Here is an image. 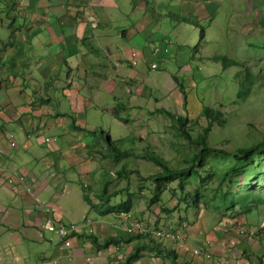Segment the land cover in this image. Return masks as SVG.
<instances>
[{
  "label": "crops",
  "instance_id": "crops-1",
  "mask_svg": "<svg viewBox=\"0 0 264 264\" xmlns=\"http://www.w3.org/2000/svg\"><path fill=\"white\" fill-rule=\"evenodd\" d=\"M16 1L0 0V264H119L135 246L145 249L133 264L264 263V252L259 253L255 241L238 235L241 230L235 226L224 225L213 233L198 219L201 214L197 218L187 212H179L175 222H161L169 225L161 229L183 235V246L141 236L128 244L99 248L106 238L126 235L128 221L114 214L120 219L117 228L101 212L99 218L85 213L82 187L95 162L85 153H101L97 132L110 144L111 132L103 130V121L108 127L126 124L122 113L139 109L136 99L146 88L143 72L152 64V48L160 44L168 49L160 41L171 38L163 21H151L137 0H26L21 11ZM122 5L128 13L120 10ZM175 5L165 7L166 12L179 11ZM201 6L200 2L196 7ZM136 11L142 12L138 22L131 20L122 31H113L117 16ZM179 13L191 22L195 16L198 24L206 17ZM179 23L169 31L176 39H181L178 30L192 26ZM163 56H156L160 64ZM179 68L187 72L183 65ZM171 81V74L164 73L162 96L169 95ZM11 171L26 176L31 193L4 184ZM70 171L79 175L69 176ZM36 199L54 207L58 220L86 230L70 239V257L55 235L39 228L45 212ZM197 247L210 258L194 255L191 249Z\"/></svg>",
  "mask_w": 264,
  "mask_h": 264
},
{
  "label": "rangeland",
  "instance_id": "rangeland-1",
  "mask_svg": "<svg viewBox=\"0 0 264 264\" xmlns=\"http://www.w3.org/2000/svg\"><path fill=\"white\" fill-rule=\"evenodd\" d=\"M137 1L145 5V12L151 21L155 19L165 24L164 28L171 39L160 42L164 44L161 47H168V52L163 56V64H159L160 61L152 55L150 62L157 63V68H145L146 88L144 94L136 99L139 109L122 113L127 123L120 122L111 128L113 126L108 127L107 121L105 126L103 121V130L111 132L110 140L117 136L121 138V142L113 144L117 150L112 145H106V138L93 128L97 132V141L104 144L97 149L101 153H85L89 160L95 157V162L90 163L93 171L82 187V192L94 207L83 206L85 213L89 212L87 216L90 218H99L98 214L108 206L106 200L109 206H116L130 198L132 206L128 214L144 227L152 226L158 230L169 226L166 222L161 224L162 220L171 218L175 222L179 212H187L195 217L201 214L197 218L202 220L207 231L217 233L224 225L235 226L241 230L238 235L255 241L259 253L264 252V155H254L229 172L235 163L230 157L223 158L219 152L235 153L240 148L264 140V0ZM200 2L202 6L196 7ZM173 4L181 13H195L201 17L206 15L198 21L200 28L192 25L189 30H178L181 39L169 34L170 28L180 27L179 21H183V16L187 18L179 11L168 14L165 7ZM120 10L128 13L125 5ZM141 13L136 11L130 16L121 13L116 17L113 31H122L131 20L138 22ZM193 21H197L195 16ZM200 29L204 32L202 36ZM158 46L160 44L153 48ZM223 56L237 65L224 68ZM182 65L187 72H180ZM245 68L250 72L249 84L243 83L246 80ZM164 73L172 76L168 96H162ZM204 106L219 111L222 123L210 125L201 114ZM166 112L190 120L185 129L192 138L206 127L210 128L207 143L213 150L204 160L196 162L198 148L189 145L178 134ZM96 123L101 125L100 120ZM149 157L166 161L172 169L196 167L189 177L162 184L157 195L153 196L155 190L150 176L161 172V168L152 163ZM77 174L72 171L68 173L74 177ZM80 178L87 176L81 175ZM103 186H106L104 191ZM223 192L228 198L233 195L237 202L243 201V206L247 208L243 210L236 206L234 211L226 210V213L218 197ZM250 194H254V197ZM195 198L198 201L196 205L193 202ZM103 214L119 228V217L114 213ZM208 244L206 242L205 245ZM191 250H202V247ZM258 264L264 263L258 260Z\"/></svg>",
  "mask_w": 264,
  "mask_h": 264
},
{
  "label": "trees",
  "instance_id": "trees-1",
  "mask_svg": "<svg viewBox=\"0 0 264 264\" xmlns=\"http://www.w3.org/2000/svg\"><path fill=\"white\" fill-rule=\"evenodd\" d=\"M21 10H22V8L18 7V11H21ZM183 22L190 23L191 25H194L195 27L200 28V26L197 22L186 21L185 19H183ZM199 34L202 36V34H203L202 29H200ZM221 59H223L222 65L224 68H227V67L232 66V65H237L236 62L228 61L224 56L221 57ZM244 72H245V79L246 80L243 83L249 84L251 82L249 79L250 72L248 71L247 68H245ZM248 93L249 92H246V94H248ZM182 97L184 100L185 99L184 96H182ZM162 111L163 110H160V112H162ZM166 114L170 115V118L174 122V127L177 129L178 134L182 138H184L189 145H195L196 148H198V151H197L196 157H195L196 162L199 160H204L205 156L208 155L209 152L213 150L209 147V145L207 143V134L210 132V128L206 127L205 129H203L202 133H200L196 137L192 138L191 135L189 134V132L185 129V126L188 125L189 123H191L190 120H188L186 117H182L179 115L175 116V115H172L171 113L169 114L168 112H166ZM201 114H202V116H204L207 119V121L209 122L210 125L222 123V121L220 120L221 113L217 110H214V109H211L209 107L204 106L201 110ZM191 125H192V127L195 126V124H191ZM192 127L190 130H192ZM116 142L117 141H110L109 140V143H110L109 145H112L115 150H117V149L113 144H115ZM219 152L221 154H223V158L226 159V158L230 157L231 161H233V163H235L232 167L229 168V172L234 171L240 162L247 161L250 157H252L254 155H264V140L257 142L250 147L240 148L235 153H227L225 151H219ZM148 159L152 163H154L155 165H157L161 168V172L150 176V179H151L152 183L154 184V190H155L153 196L157 195L162 184H165L166 182H169V181H172L175 179L183 180V179L189 177L191 175V173L193 172V169L196 167L195 165H192L190 167L183 168V169H172L169 167V165L167 164L166 161H164L158 157H149ZM105 187L106 186H103V191L105 190ZM112 196H114V195H112ZM112 196H111V198H112ZM250 196L254 197V194H250ZM218 197L220 198V200L222 202V205H220V206L225 210V212H226V210H229L230 212L234 211L236 206H240L241 209H243V210L245 208H247V207L243 206V201L237 202V199L233 195L230 198H228L226 196V192L221 193ZM82 199L84 200V202L87 204V206L90 209L94 207L91 200L85 194L82 195ZM106 201H105V203L108 206L104 212H101L102 214L103 213H114L115 215L123 214L125 216L126 214H128V212L132 206L131 205L132 201L130 200V198H126L124 201H121L116 206H109V201L108 200H106ZM152 202H154V201H152ZM193 202H194V205H196L198 203L196 198L193 199ZM225 212H223V213H225ZM147 229L151 230L149 228H147ZM153 230H151V231H153ZM143 235L144 236H150L151 234L145 233V232L144 233L133 232V233H127L124 236L109 237V238L104 239L102 244L99 245V248H107L110 245H113V246L116 245L117 246L119 244H128L131 241H133L134 239H138ZM91 239H92V242L94 243V245L96 246L97 243H96L93 236H91ZM144 249H145L144 246H135L132 249V251L119 264H133L139 258L141 252ZM170 254L172 255V253H170Z\"/></svg>",
  "mask_w": 264,
  "mask_h": 264
},
{
  "label": "built area",
  "instance_id": "built-area-1",
  "mask_svg": "<svg viewBox=\"0 0 264 264\" xmlns=\"http://www.w3.org/2000/svg\"><path fill=\"white\" fill-rule=\"evenodd\" d=\"M25 1L26 0H17L18 7H21V5H23ZM166 52H167L166 49L162 50L161 48H155L153 50V54L158 57H162L163 54H165ZM160 60H162V58H160ZM135 64H136L135 54H132V65ZM151 68L155 69L157 68V65L151 64ZM10 137L12 136L10 135ZM4 184L14 189H18L19 187H21L25 192L31 193V185H28L26 183V176L19 174L15 171H11L5 176ZM36 203L38 209L43 210L45 212V216L41 220L39 228L42 231L55 234L60 243V247H62L66 251H69L71 247L70 239L80 234L83 231L81 230L82 228L81 225H78L76 223H66L61 220H58L54 216L55 214L54 207L42 203L38 199H36ZM124 219L128 221L126 226V231L128 233H133V232L150 233L151 234L150 236L157 241H161L163 239H171L177 243H180L182 246L185 245L184 237L178 231H173L171 229H158L153 231L148 230L147 227L142 226L139 222L132 219L130 214H126L124 216ZM86 223L91 224V221L86 220ZM87 233L92 234L93 233L92 229H90ZM192 253L197 256H204L206 258H210V254L207 251L203 252L202 250H198V251H193ZM69 254L70 251L68 252V256L70 257ZM86 261H89V257L86 258Z\"/></svg>",
  "mask_w": 264,
  "mask_h": 264
},
{
  "label": "bare ground",
  "instance_id": "bare-ground-1",
  "mask_svg": "<svg viewBox=\"0 0 264 264\" xmlns=\"http://www.w3.org/2000/svg\"><path fill=\"white\" fill-rule=\"evenodd\" d=\"M16 2H17V1H16ZM23 5H24V4H23ZM153 49H154V48H153ZM163 49H164V48H163ZM161 62H162V61H161ZM153 64H154V63H153ZM159 64H160V63H159ZM156 65H157V64H156ZM160 66H161V65H160ZM149 69H150V68H149ZM10 138H11V137H10ZM47 139H48V138H47ZM17 191H18V190H17ZM86 227H87V226H86ZM82 228H83V227H82ZM81 230H82V229H81ZM84 231H86V230H84ZM84 231H83V232H84ZM83 232H82V233H83ZM51 234H52V233H51ZM79 235H80V234H79ZM82 235H83V234H82ZM89 235H90V234H89ZM77 236H78V235H77ZM77 238H78V237H77ZM56 243H57V242H56Z\"/></svg>",
  "mask_w": 264,
  "mask_h": 264
},
{
  "label": "clouds",
  "instance_id": "clouds-1",
  "mask_svg": "<svg viewBox=\"0 0 264 264\" xmlns=\"http://www.w3.org/2000/svg\"><path fill=\"white\" fill-rule=\"evenodd\" d=\"M158 48V47H157ZM166 49V48H165ZM162 50H164V49H162ZM167 50V49H166ZM163 55H165V54H163ZM131 64H132V61H131ZM151 67V66H150ZM152 69V68H151ZM156 69V68H155ZM151 237V236H150ZM152 238V237H151Z\"/></svg>",
  "mask_w": 264,
  "mask_h": 264
}]
</instances>
